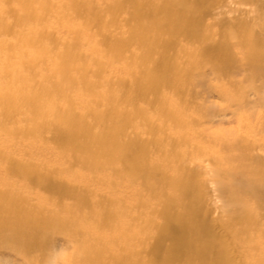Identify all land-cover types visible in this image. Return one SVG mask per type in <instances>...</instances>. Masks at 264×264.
I'll use <instances>...</instances> for the list:
<instances>
[{"label": "rangeland", "instance_id": "374dc122", "mask_svg": "<svg viewBox=\"0 0 264 264\" xmlns=\"http://www.w3.org/2000/svg\"><path fill=\"white\" fill-rule=\"evenodd\" d=\"M146 1L168 4L167 0H30L32 11L43 17L39 20L43 43L60 47L51 52L53 60L40 62L45 76L51 80L49 64L55 59H67L74 86L67 102L74 115L92 134L98 133L92 112L88 114L78 97L89 101L90 108L103 111L102 125L106 131L114 129L112 137L117 143H132L143 154L142 158L131 154L132 161L110 159L103 155L104 149L91 146L90 154L102 153L96 164L95 159H87V153L83 157L88 162L76 161L54 138L57 131L52 126H42L30 135L24 129L28 122L24 123L22 112L4 117L0 148L10 155L0 153V180H4L0 197L11 198L25 214L49 217L60 225L43 233L41 226L27 219L15 231V240L7 232L0 233V264H58L66 256L86 263L76 255L89 235L69 212L83 217L87 208L109 205L110 224L98 232L108 236L115 234L116 214L123 204L126 208L138 205L137 217L130 221L136 228L124 230L131 236L138 228L145 229L140 242L130 246L136 253L134 264H145L165 256L164 248L172 246L154 235L168 224L163 200L171 202L173 215L201 218L207 224L210 245L224 254L221 264H252L235 243L236 226L229 220L242 211L258 212L260 218L264 214L263 207H256V199L264 193L247 190L248 181L256 187L263 184L253 171L264 166V0L202 1L199 10L205 12L192 22L197 37L171 38L175 44L168 50L133 34L153 21V15L141 8ZM169 1L173 6L166 9L169 14H163L160 26L163 38L171 35L167 17L174 12V4L185 0ZM18 9V0H0V56L12 57L18 44H31L21 32ZM72 44L75 48L67 56L62 50ZM23 66L32 68L27 62ZM162 66L169 80L158 85L159 93L135 94L147 85V72ZM79 75L89 83L78 81L75 77ZM101 87L109 89L111 97L101 95ZM57 106L65 108L62 102ZM39 107L45 111L42 102ZM23 111L31 110L24 107ZM182 128L185 142L176 135ZM131 162L140 177L139 169L148 170L152 175L148 182L128 175ZM18 168L31 170L39 182H31ZM68 217L76 222L71 236L65 232ZM43 235L45 240L37 246ZM123 246V242L117 245L121 254L125 253ZM108 257L105 254V262ZM69 260L62 263L70 264ZM186 260L181 256L178 263L187 264Z\"/></svg>", "mask_w": 264, "mask_h": 264}, {"label": "bare ground", "instance_id": "6f19581e", "mask_svg": "<svg viewBox=\"0 0 264 264\" xmlns=\"http://www.w3.org/2000/svg\"><path fill=\"white\" fill-rule=\"evenodd\" d=\"M40 1L45 3L48 0ZM167 1L168 4L152 1H146V3H143L141 6L142 10L146 13H151L153 15V21L147 26H142V28L138 27L135 32H133V34L140 37L143 42L157 44L159 48L164 50H168L175 44V40L171 41V38L176 39L177 36L190 37L191 35L192 37H197L195 36L197 32L192 27L193 18L197 14L201 17V13L205 12L204 9L199 10L200 8H203V4L201 3L204 0H191L190 3H188L189 0H185L184 2H178L176 5L174 4V12L167 17L171 35L168 38H163L160 32V26L163 22L162 16L164 13V15L169 14L166 9L173 6L172 1ZM18 4L20 7L18 12L21 15L19 18V26L22 28L21 32L25 35V39H31V44H18V47H16L17 50H15L12 57L3 54L0 56V124L4 121L3 118L8 117L12 112H15L16 114L22 112L21 116L24 117V123L26 124V122H28V126L26 125L25 127L24 125V129L30 135L38 133L36 130H39L42 126H52L54 130L57 131L54 134V138L62 146L61 148L66 152L69 151L74 154L76 161L78 159L80 162H88L87 159L92 158L95 159L93 162L96 164V159H98L102 153L103 155L110 157V159L117 158L128 160L130 159L129 156L131 154H137L142 158L143 151L141 147L136 149L132 143L122 144L116 142L112 137L114 129L106 131L107 128L105 129L102 125L103 111L96 109V107L90 108L89 101L78 97L80 104H82V106L88 111V114L92 112L91 114L95 118V124L99 125L98 133L92 134L90 130L83 126L82 120L74 115L72 107L69 106L70 103L67 102V99L71 98L74 89L72 80L69 78L70 65L67 62L68 60L60 58V60L57 61L55 59L54 63L49 64V70H51L52 74L51 80L53 82H51L48 76H45V72L47 71L41 67L40 62L45 59H47V61L53 60L52 55L50 57L51 52H58L60 47L58 45H53L52 43L48 45L43 43L44 39L41 38L42 31L40 30V26L42 25L39 22L43 17L39 13L32 11L30 0H18ZM74 48L75 47L72 44L70 49L62 51L68 56L70 50ZM26 62L31 65L32 71H28L31 69H26L23 66V63ZM162 67L157 69L159 71L152 70L147 72L145 76L147 85L139 88L135 94L146 96L147 94L159 93L158 85L160 83L164 84L169 80L166 73L167 68ZM34 75H37L38 78ZM75 78L86 84L89 83V80H87L85 76L79 75ZM55 87H58V89L56 90ZM101 90H103L101 95L105 98L111 97L112 93L109 89L107 90V88L101 87L100 91ZM48 91H50L49 98H46V93ZM134 100L136 99L134 98ZM41 102L45 105V111H40L39 105ZM61 102L65 104V108L62 110L57 106H60ZM24 107H28L31 111L24 112ZM86 115L87 114L83 115L84 119ZM173 130H175V127ZM181 130V134H178L177 130L176 135L181 139L178 141L185 142V140H183L185 138L184 136H186L185 128H182ZM2 133L4 134V132ZM91 146H98L100 149H104V152L100 153L97 150L90 154L88 148ZM0 153L7 156L10 155L3 148H0ZM77 153H81V155ZM83 153L88 154L87 159L83 157ZM110 159L108 158V161H110ZM260 169L261 171L255 170L253 173L259 177L258 181H261L263 184L256 187L253 182L250 184L248 181V191H252L255 188V190L264 193V166ZM17 171H23L27 174L31 182H39L31 170L18 168ZM139 172L145 182H148L152 176L146 168L139 169ZM128 175L132 178L137 176L141 178L137 173L134 162L130 163ZM5 181L8 180L5 179ZM0 182H4V180H0ZM173 184L175 186H182L183 182H173ZM190 185L193 186L192 183ZM79 186H81V184ZM176 190H179V188H176ZM133 192L135 193L134 188ZM246 193L247 192H245V194ZM262 198L264 197L256 199L257 208H264V201ZM78 199L79 202H81V198ZM163 201L164 202L161 206L164 208L165 212H167L168 224L164 225L162 230L155 231L154 235L160 239L169 240L172 243V246L170 244L168 247L164 248L166 251L165 256L149 260L145 264H179L178 259H181V256H186L187 264H221L224 254L221 251L214 250L210 245L211 235L208 232L207 224H205L201 218L190 216L185 218L180 215H173L170 212L173 207L171 202L167 200ZM137 206V204H134L131 207L127 206V208L124 204L119 206L118 215L116 214L118 219L114 226L115 234L108 236H102L98 232L102 230L99 227L104 228L103 226L106 227L107 223L110 224L108 216L112 210L109 208V205H101L96 209L93 207L91 209L87 208L88 211L83 217H81V213L75 215L73 211H70L69 214H73L72 217H76L77 219V226L86 231L89 235V239L83 241L77 248L76 255L78 258L83 257V260H85L86 263L77 260H69V257L66 256L59 260L61 264L68 260L70 261V264H134L136 253L131 252L130 246H132V243L140 242V237L142 236L140 233L145 232V229L142 227L138 228V230L131 236L126 235L125 230L132 226H135L136 228L134 222L130 224V221L137 217ZM28 214H25V212L20 210L11 198L5 199L0 197V233L7 232L8 237L15 240L17 238L15 231L18 232L19 226L26 223L27 221L25 220L27 219L32 225L34 224L37 227L41 226L43 233L53 230L55 225H60L58 221L55 222V220L49 217L36 218L34 214L31 215L29 212ZM254 216H258L259 219L256 218V220L252 222ZM103 218L105 219L104 224L101 223V219ZM234 220L237 222L233 223ZM66 221L68 222L66 223L68 224V228L64 229L66 235L71 236L73 232L76 231L73 230L74 227L72 226L76 222L71 223L75 220L73 219L71 221L70 217H68ZM176 221H179L178 225L176 224ZM229 222L230 224H233V228L236 226V229H234L236 231V235L234 236L235 243L241 247L242 251H244L247 256H250L252 264H264V214L260 218L258 212L249 214L247 211H242L238 215L231 216ZM119 228L122 230H119ZM116 231L120 232L118 233ZM44 235L38 240L36 244L37 246L42 245L45 240ZM203 236H209V238L207 239ZM120 242L125 244V246H123L125 251L124 254L117 251V245ZM158 245L162 246L161 244ZM105 254L109 255V262L104 261ZM60 262H58V264ZM45 264L50 263L47 261Z\"/></svg>", "mask_w": 264, "mask_h": 264}]
</instances>
